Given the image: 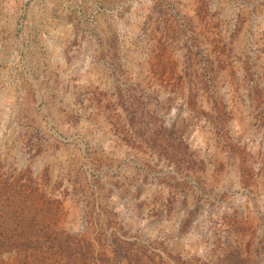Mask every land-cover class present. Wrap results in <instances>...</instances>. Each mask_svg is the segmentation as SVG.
<instances>
[{
  "label": "rangeland",
  "instance_id": "374dc122",
  "mask_svg": "<svg viewBox=\"0 0 264 264\" xmlns=\"http://www.w3.org/2000/svg\"><path fill=\"white\" fill-rule=\"evenodd\" d=\"M0 264H264V0H0Z\"/></svg>",
  "mask_w": 264,
  "mask_h": 264
}]
</instances>
